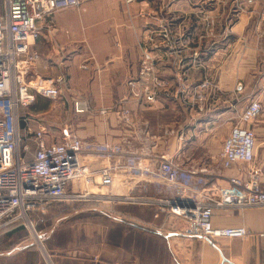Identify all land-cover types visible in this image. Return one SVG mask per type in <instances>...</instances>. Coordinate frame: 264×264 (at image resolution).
Returning <instances> with one entry per match:
<instances>
[{
  "label": "crops",
  "instance_id": "crops-1",
  "mask_svg": "<svg viewBox=\"0 0 264 264\" xmlns=\"http://www.w3.org/2000/svg\"><path fill=\"white\" fill-rule=\"evenodd\" d=\"M164 2L137 0L126 5L124 0H82L81 7L60 10L52 21L41 23L35 45L40 59L33 77H61L62 96L59 100L39 97L30 109L26 129L43 127L35 124L44 121L42 116L54 121L59 116V121H65L60 128L55 132L45 128L49 143L59 141L61 130L68 128L83 142L123 146L126 155L143 150L151 161L167 155L192 171L195 180L226 187L232 177L249 180V167L240 163L224 169L219 160L222 144L235 125L251 127L257 137L253 166L264 191V0H172L170 28L180 35L183 46L199 49L204 66L191 68L182 81L176 72L181 58L161 59L159 74L171 83L173 98L135 102L129 98L127 82L138 74L142 35L150 27L141 14L162 10ZM188 56L186 62L192 59L189 52ZM253 100L261 102L263 112L258 119L244 123L242 116ZM75 101L92 111L76 113ZM123 109L131 112L130 126L122 122ZM101 110L108 112L101 114ZM120 177L130 185L124 194L163 196L153 182L130 181L124 172ZM84 206H88L87 212L111 207ZM124 206L139 214L108 215L115 224L113 236L125 241L122 245L115 238L109 244L108 260L100 251L73 257L53 250L52 263L264 264V207L216 210L212 217L216 228L244 227L248 234L211 241L185 235L188 222L181 217L158 208ZM72 215L54 216L49 235L63 228L61 223ZM22 226H7L0 236L14 235ZM33 253L25 241L9 250L2 248L0 264H42L41 255Z\"/></svg>",
  "mask_w": 264,
  "mask_h": 264
},
{
  "label": "built area",
  "instance_id": "built-area-1",
  "mask_svg": "<svg viewBox=\"0 0 264 264\" xmlns=\"http://www.w3.org/2000/svg\"><path fill=\"white\" fill-rule=\"evenodd\" d=\"M81 5L82 0H0V230L20 221L32 227L29 214L44 213L56 203H86L158 208L185 219V235L196 238L246 237L244 227L216 228L212 217L216 210L264 207V191L253 166L257 147L253 128L235 125L219 154L224 169L248 165L249 180L232 177L229 185L222 187L195 180L192 171L167 155L155 161L148 160L143 150L126 155L123 146L83 142L68 128L61 130L59 141L49 143L44 127L30 131L25 121L21 124L20 113L35 105L39 97L55 100L60 95L62 79L33 77L39 60L35 50L39 23L60 10ZM147 59L139 79L129 82L134 95L148 103L173 98L169 82L157 77ZM75 112H89V108L76 106ZM262 112L261 102L253 100L242 120L250 123ZM128 116L127 112L122 121L125 126L132 124ZM26 131L31 134L27 142ZM120 172L133 182H153L163 196L124 194L130 185L124 183ZM31 230L41 241L35 229Z\"/></svg>",
  "mask_w": 264,
  "mask_h": 264
},
{
  "label": "rangeland",
  "instance_id": "rangeland-1",
  "mask_svg": "<svg viewBox=\"0 0 264 264\" xmlns=\"http://www.w3.org/2000/svg\"><path fill=\"white\" fill-rule=\"evenodd\" d=\"M137 0H132L131 2H128L127 0H124L126 5H132ZM172 0H165L163 3V9L156 12V11H148L141 14L142 17L147 19V25H149V29L143 33V55L141 56L139 60V66L137 71V76L135 78H131L127 82V87L129 88V98L132 101L135 102H141L144 100H141L142 96L139 94L136 96L134 95L135 91L131 88L129 85L130 81H136L139 79V72L143 69L144 63L147 59V64H150L152 62V65L154 66V71L157 77L161 78L159 74V68L158 64L160 63L161 59H167V58H173V56L180 57L181 61L177 65V74L179 77H181L182 81H185L188 75V72L191 68L195 67L200 68L204 66L203 62L200 61V52L199 49H194L193 51L190 50V48H187L186 46H183L181 44L180 35L176 32H174L170 28V3ZM52 21V19H46L39 23L38 29H39V35L41 32V23L47 22L49 23ZM38 35V36H39ZM38 39V38H37ZM36 50V48H35ZM37 51V50H36ZM188 52L190 53V57L192 58L191 61L186 62V59L189 58L186 57L188 55ZM40 59V53L37 51ZM165 57V58H164ZM195 57L197 59L195 60ZM83 68H86V66H83ZM62 79L61 77H58L54 80ZM166 80V79H164ZM168 81V80H166ZM169 82V81H168ZM62 82L59 84L60 85ZM169 85L171 87V83L169 82ZM138 91V89L136 88ZM140 92V91H138ZM62 95L60 94L57 98L60 99ZM56 99V100H57ZM81 101H75L73 103L74 110H76L77 107H81V105L78 103ZM34 106V105H33ZM32 106V107H33ZM30 107L29 109H26L20 113V119L21 124H29L30 121H28V118H30ZM92 109H89V112H91ZM103 110L100 111V113ZM108 112V110H106ZM128 112L129 121L130 120V110L123 109L120 111V114L122 115L123 119L125 118V114ZM85 113V112H84ZM102 114V113H101ZM57 115V114H56ZM44 121H35L36 126L38 127V124L43 125L44 128L47 129L46 126H48V130L50 129L52 132H55L56 128H60L61 124L63 125L65 121H59V116L55 117L54 119H47L45 116L41 117ZM58 119V120H57ZM25 121V122H24ZM125 121V119H124ZM63 122V123H62ZM56 125V126H55ZM58 126V127H57ZM55 127V128H54ZM25 134L24 141L27 142V139L31 137V134H29L28 131ZM59 204L65 205L61 206ZM59 204H53L48 207L46 212H33L29 214V219L32 222V227L26 226V223L23 221H20L21 225H23L17 233L14 235H8L4 234L0 236V250L2 248L9 250L10 248L16 247L18 244L22 242H28L31 244V249L34 251V255H41L40 257L42 264H53L51 260V252L50 251H65L67 255L75 257L76 255H79V253L86 254L88 252L97 251L101 252L102 256H105V258L108 260L109 251L112 247V243L114 244V239L116 237L113 236L114 234V228L113 226L115 224L111 223L110 218H108V215L117 214L120 215V217H124L123 215H134L139 214V211H128L129 207H125L124 205H119L118 207H105L102 208L101 212L96 211H90L87 212V207L84 205L86 203H59ZM82 205V206H81ZM89 205V204H86ZM55 206H61V208H56ZM55 207V208H54ZM65 208V209H63ZM111 208V209H110ZM136 210H141L147 207H139L136 205V207H133ZM148 210H151V208H147ZM156 210V209H152ZM128 212V214H126ZM151 212V211H150ZM73 213L72 217H68L65 219L66 221L61 223L64 225L63 228H58L57 232H53L49 235L50 230L53 227V219L54 216H62ZM107 215V216H106ZM93 216V217H92ZM95 216H98L100 220L95 219ZM113 216V215H112ZM53 218V219H52ZM110 220V222H109ZM32 228L35 229L36 233L39 235L41 241L38 242L32 234ZM48 236V237H47ZM124 236V234L122 235ZM50 237V238H49ZM122 241V245L124 244V238L121 239L116 238ZM21 241V242H20ZM56 244V245H55ZM109 244H111L109 246ZM55 245V247H54ZM36 253V254H35ZM100 255V256H101Z\"/></svg>",
  "mask_w": 264,
  "mask_h": 264
},
{
  "label": "bare ground",
  "instance_id": "bare-ground-1",
  "mask_svg": "<svg viewBox=\"0 0 264 264\" xmlns=\"http://www.w3.org/2000/svg\"><path fill=\"white\" fill-rule=\"evenodd\" d=\"M35 238H36V240H37L38 242H40V240L38 239V236L36 237V235H35Z\"/></svg>",
  "mask_w": 264,
  "mask_h": 264
},
{
  "label": "trees",
  "instance_id": "trees-1",
  "mask_svg": "<svg viewBox=\"0 0 264 264\" xmlns=\"http://www.w3.org/2000/svg\"><path fill=\"white\" fill-rule=\"evenodd\" d=\"M39 99V98H38Z\"/></svg>",
  "mask_w": 264,
  "mask_h": 264
}]
</instances>
